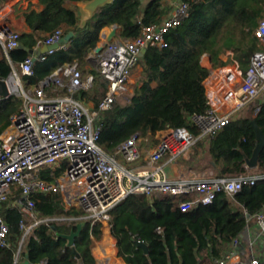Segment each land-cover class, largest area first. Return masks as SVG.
<instances>
[{
    "label": "trees",
    "instance_id": "16d2710c",
    "mask_svg": "<svg viewBox=\"0 0 264 264\" xmlns=\"http://www.w3.org/2000/svg\"><path fill=\"white\" fill-rule=\"evenodd\" d=\"M39 1L45 5L41 13L33 10L23 13L31 32L21 34V46L32 49L59 29L65 35L74 32L75 36L66 47L47 54L44 60H37L33 76L20 74L22 83L30 87L40 85L55 70L69 64L77 63L82 70L88 55L97 47L103 28L118 25L122 38L135 39L141 36L144 27L161 23L165 12L158 0L152 1L144 14L141 0H114L80 27L76 11L67 4L87 0ZM184 1L190 3L188 18L166 35V48H147L132 97L128 101L118 98L112 109L101 114L99 144L110 155H115L120 145L136 134L146 137L186 127L198 135L191 117L207 108L204 82L210 73L203 66L202 57L210 55L213 64L218 66L224 63L222 56L232 51L241 68L247 70L253 55L263 49L255 30L264 19V0ZM29 56L28 51L19 48L10 51L9 57H1L0 79H8ZM91 73L95 78L93 87L80 91L77 97L93 100L98 105L108 85L97 70L92 69ZM22 103L23 99L17 95L0 100V136ZM259 103L260 99L256 104ZM255 106L251 105L217 136L198 142L201 146L206 144L220 177L233 178L246 173V160L258 145L252 122L264 133V105L257 114ZM258 170L264 173V148ZM50 171H44L42 177L52 182L54 177ZM37 209L42 218L80 215L74 210L66 211L58 196L42 198ZM263 210L264 181L244 187L234 197L220 193L213 204L199 205L186 213L177 207L173 197L130 195L112 210L111 232L117 240L118 256L127 264H199L203 250L210 249L218 260L222 258L220 245L223 244L218 239L224 244L237 240L248 226L247 214L253 218ZM2 214L9 227V247H0V264H15L23 235L20 228L23 214L18 209H7L6 205ZM54 225L56 230L52 228ZM102 226V223L94 226L87 223L74 247H68L67 240L58 234L68 235L76 230L75 222L43 223L35 228L21 255L28 256L31 264L45 261L47 264H96L92 247L94 240L102 237ZM137 241L147 245L148 253Z\"/></svg>",
    "mask_w": 264,
    "mask_h": 264
},
{
    "label": "built area",
    "instance_id": "2783aa9c",
    "mask_svg": "<svg viewBox=\"0 0 264 264\" xmlns=\"http://www.w3.org/2000/svg\"><path fill=\"white\" fill-rule=\"evenodd\" d=\"M3 1L0 0V5ZM189 10L190 3L183 0L161 23L144 27L141 36L135 39L116 36L94 56L108 90L93 109L73 97L82 90H90L95 81L92 74L85 76L77 63L59 68L50 76L56 90L66 93L64 96L48 95L49 78L29 89L20 84L22 106L0 136V247H9V227L2 214L5 205L23 214L19 254L35 228L43 223L67 220L91 226L110 223L111 227L112 210L130 195L173 197L177 207L186 213L196 206L213 204L220 193L234 197L244 187L264 181V174L251 176L247 172L233 178H185L175 168L179 158L188 155L200 140L220 134L241 110L256 105L257 114L264 105V19L255 30L263 49L253 55L247 70L232 57L216 66L206 78L207 108L191 117L198 135L186 127L146 137L136 134L120 145L115 155L99 144L101 114L112 109L127 90L147 48H166V35L188 18ZM64 36L59 29L41 45L51 46ZM20 38L21 33L11 24L0 22V45L7 57L10 51L21 47ZM46 55L39 59L44 60ZM34 63L33 56H29L14 69L16 78L19 74L33 76ZM259 99L261 103L256 104ZM153 140H157L155 146ZM47 170H51L54 181L42 177ZM57 172L60 174L55 175ZM48 196L60 197L66 211L78 209L80 215L40 217L37 203ZM253 219L264 235V210ZM234 242L236 245L238 240ZM216 264L262 262L257 257L237 259L230 252Z\"/></svg>",
    "mask_w": 264,
    "mask_h": 264
},
{
    "label": "crops",
    "instance_id": "0c3cea01",
    "mask_svg": "<svg viewBox=\"0 0 264 264\" xmlns=\"http://www.w3.org/2000/svg\"><path fill=\"white\" fill-rule=\"evenodd\" d=\"M152 1L154 0H141L142 14H144L146 7ZM158 1L161 4V8L165 11L162 17V19L164 20L165 18L172 15L175 6L183 0H158ZM6 2H8L6 4L7 6L0 8V18H3V20H1L0 22L4 21L6 23L11 24L21 34L31 32L30 28L25 22L23 13L27 11H31V10L35 11L36 13H41L45 8V5L41 3L39 0H5V3ZM67 7L76 11L77 16H78L79 26L83 27L81 23V13L79 11L78 3L77 2L69 3L67 4ZM100 10L101 9H99L96 14H98ZM114 26L103 28L97 40V46L100 45L103 41H105V38L111 33ZM117 36L122 37L121 27L117 31ZM66 46L67 45L63 47H66ZM42 47L43 46L41 44H38L32 49L37 50ZM4 55L7 57L2 47H0V58L3 57ZM94 56L95 55L93 51L92 53L88 55L87 63L82 68L83 73L86 75L92 74L91 73L92 69L97 70L96 61L94 60ZM232 57H234V53L232 51H229L225 55L222 56V60L225 63L227 60L231 59ZM202 64L204 67L209 69L210 72L214 68H216V66L212 62L211 56L208 54H205L202 57ZM104 82L106 81L104 80ZM24 87L28 89L31 88L27 84H24ZM46 90H47L48 95L53 96V97L64 96L66 94L65 92L56 90L55 85L51 81L50 83H48ZM78 95H79V92L75 93L73 97L82 101L85 104V106H87L88 108L93 109L98 106L95 104L93 100L79 99L77 97ZM248 109L249 107L241 110L237 114L236 118L241 116L243 112L248 111ZM157 135H160V133H158ZM153 141H155V143L157 142V140H153ZM175 168L179 172V175H183L185 178L207 177V176L220 177V175L217 173V170L215 168V163L213 162L212 158L210 157L208 153L206 144L201 146L199 145V143H197V145L192 149V151L188 155H186L185 157L179 158V160L177 161L175 165ZM245 170L247 174L251 176H257V175L264 174L263 172H260L258 170V167L248 168L247 165H245ZM154 196H162V195H154ZM50 197H53V196H50ZM147 197H150V196H147ZM245 215H246V212H245ZM247 221H248L247 235L243 236V233L245 232L244 231L240 235V237L237 239L238 242L236 245L234 241L232 243L224 244L222 240L218 239V243L223 244V245H220L221 255L224 256L232 252L235 258L241 259V260H248L252 257H257V258H260L262 264H264V235L261 234V232L257 228L253 218H250V219L247 218ZM27 241L28 240H26V242L24 243V246L27 244ZM99 244L101 245V248L99 247L97 248V250L99 249L98 251L100 252V255H104L106 258L105 259L103 258V260L100 259L99 261L96 255L93 254L94 258L97 261V264L103 263V261L106 262V260L107 261L109 260V263L107 262L106 264H127L123 260V258L118 256L119 251L117 247V240L112 235L111 230H110L109 237L106 238V240H103ZM211 251L212 250L209 249V250H203L202 252H200L199 264H216L217 263L218 259L212 254ZM101 252H104V254ZM25 260L26 259L24 256L21 255V252L19 254L17 252V257H16L17 264H24Z\"/></svg>",
    "mask_w": 264,
    "mask_h": 264
},
{
    "label": "water",
    "instance_id": "95a60500",
    "mask_svg": "<svg viewBox=\"0 0 264 264\" xmlns=\"http://www.w3.org/2000/svg\"><path fill=\"white\" fill-rule=\"evenodd\" d=\"M114 0H87V1H82L78 2L79 6V11L81 13V23L82 26H85L89 21H91L97 11L103 7H105L108 4L113 3ZM144 18V15H141V19ZM119 26L115 25L113 27V30L111 33L105 38V41H103L100 45H98L95 50H94V55L98 56L104 48L107 46L109 42L113 40L117 36V31L119 30ZM75 34L74 32H69L66 34L59 42L51 45V46H43L40 49H28L26 47L21 46L20 48H23L24 50L28 51V53L33 56L34 62L39 60L43 55H46L50 51L54 50L57 51L61 49L63 46L68 45L71 40L74 38ZM149 44L147 45V47ZM15 73L13 72L8 79H0V100L3 99H8L15 95L16 92H19L20 84H21V79L16 78L14 75ZM16 79L19 82V88L17 90H14L12 88V80ZM51 81V78L48 79V82ZM252 126L255 130L256 137L258 140V145L256 146L254 153L250 159L246 160V165L248 168H256L259 166V156L262 152V149L264 148V133L262 130L259 128V126L256 124L255 121L252 122ZM121 204V203H120ZM119 204V205H120ZM118 205V206H119ZM247 218L250 219V215L247 214ZM86 226V222H79L76 224V230H72L70 234H58L60 237L64 238L67 240V245L68 247H74L75 240L78 238L81 233L83 228ZM53 230H56V226L54 225ZM248 228H246L245 232L243 233V236L247 235ZM137 245L144 249L146 253H148V248L147 245H145L141 241H137ZM77 258L80 259V255L77 254ZM25 263L24 264H31L30 261L28 260V256L25 258ZM17 264V261L15 262ZM83 264V263H81Z\"/></svg>",
    "mask_w": 264,
    "mask_h": 264
},
{
    "label": "rangeland",
    "instance_id": "374dc122",
    "mask_svg": "<svg viewBox=\"0 0 264 264\" xmlns=\"http://www.w3.org/2000/svg\"><path fill=\"white\" fill-rule=\"evenodd\" d=\"M7 3L8 2L5 3V1H3L1 3V5H0V8L7 6L6 5ZM8 8H10V7H8ZM141 73H142V66L140 64L139 67H137L134 70L133 75H132V77H131L128 85H127V90L124 93H122L119 98H123V99H125V100L128 101L132 97V95L134 93V88L139 83V79L141 77ZM18 76L21 79L20 74ZM21 85H22V87H24V84L22 83V81H21ZM15 95L20 96L22 98V96L20 95V92H16ZM154 143H155V141H153V144H152L153 146H155ZM74 211L75 212H78L79 210L78 209H75ZM50 223H55L57 225H63V224H70L71 222H69L67 220H61V221L55 220V221L50 222ZM102 225H103L102 228H101L102 229V237H101L100 240H94V244H93V247H92V255L93 254L96 255V257L98 258L99 261H100V259L103 260V258L105 259L106 257L104 255H100V252L98 251L99 249L97 250V248H99V247L101 248V245L99 243H101L103 240H106V238L108 237L107 236V232H108V234H110V230H111L110 229L111 227H109L110 223H108V224H102ZM101 253L104 254V252H101ZM107 262L109 263V260L108 261L106 260V262L103 261V263H100V264H106ZM96 264H97V261H96Z\"/></svg>",
    "mask_w": 264,
    "mask_h": 264
},
{
    "label": "bare ground",
    "instance_id": "6f19581e",
    "mask_svg": "<svg viewBox=\"0 0 264 264\" xmlns=\"http://www.w3.org/2000/svg\"><path fill=\"white\" fill-rule=\"evenodd\" d=\"M12 88H13L14 90H17V89L19 88V82H18V80H16V79H13V80H12ZM107 236L109 237L108 232H107ZM108 237H107V238H108Z\"/></svg>",
    "mask_w": 264,
    "mask_h": 264
}]
</instances>
